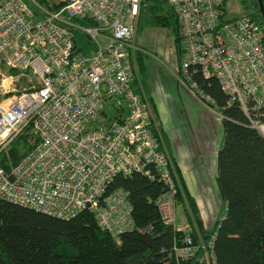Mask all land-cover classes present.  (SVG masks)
<instances>
[{
	"label": "built area",
	"instance_id": "built-area-1",
	"mask_svg": "<svg viewBox=\"0 0 264 264\" xmlns=\"http://www.w3.org/2000/svg\"><path fill=\"white\" fill-rule=\"evenodd\" d=\"M30 1L35 10L24 0H0V64L32 78L0 99V157L28 126L38 137L9 169L0 164V198L59 218L88 209L116 237L135 224L127 192L109 190L111 182L133 173L156 177L166 187L155 201L161 221L185 232L164 264L193 257L217 264L215 234L204 240L194 225V240L177 221L181 180L139 73L141 0H66L57 11ZM224 1L168 0L183 41L174 75L208 109L212 98L192 75L215 78L247 114L250 105L264 106V25L246 15L223 19ZM75 30L91 42L84 51L74 49ZM106 102L116 105L114 116H100ZM250 126L264 137V122Z\"/></svg>",
	"mask_w": 264,
	"mask_h": 264
},
{
	"label": "trees",
	"instance_id": "trees-1",
	"mask_svg": "<svg viewBox=\"0 0 264 264\" xmlns=\"http://www.w3.org/2000/svg\"><path fill=\"white\" fill-rule=\"evenodd\" d=\"M36 1L52 11L66 3V0ZM226 1L221 7L223 19H228L224 13ZM245 1L252 5L253 11L243 15L263 25L257 0ZM73 21L93 24L78 18ZM144 28L169 30L175 38L177 55L183 57L179 20L168 0H141L136 32ZM73 41L75 50L84 51L91 46L88 36L79 30H75ZM144 57L145 53L137 52L139 73L144 76L142 83L147 92ZM8 69V75L17 72ZM192 76L203 92L210 95V106L221 116L223 141L216 154L215 183L225 209L212 226L205 227L197 203L186 191L177 168L181 190L176 198L184 204L188 215V232L194 240L197 239L194 225L204 240L215 234L213 252L217 264H264V137L250 126L252 119L264 122V106L250 105L246 114L238 103L230 102L215 78L205 79L200 73ZM104 115L101 110L100 116ZM37 139L28 126L1 155V166L9 169ZM115 188L127 192L135 224L134 229L116 237L103 229L88 209L70 218H59L0 198V264H164L172 259L173 243L179 244L185 232L174 230L159 217L155 201L165 191V185L156 177L133 173L115 176L109 190ZM180 264H197V259L182 260Z\"/></svg>",
	"mask_w": 264,
	"mask_h": 264
},
{
	"label": "rangeland",
	"instance_id": "rangeland-1",
	"mask_svg": "<svg viewBox=\"0 0 264 264\" xmlns=\"http://www.w3.org/2000/svg\"><path fill=\"white\" fill-rule=\"evenodd\" d=\"M24 1L30 9H36L30 0ZM252 11V5L249 2L246 3L245 0H227L224 6L226 18L241 16ZM135 42L143 49L141 52L145 53L144 61L147 67L145 74L146 83L151 88L156 89V92L160 94V97L156 94L157 102H159L160 119L162 122L164 121V124L168 128L171 127L175 130L182 131L186 130L190 137L186 136L188 139H191L195 135V142L198 143L201 140L203 132L197 134V130L203 129L205 131L207 126H211L213 122L207 112L189 103H183L178 96L173 95L167 89L169 82L172 83L171 86L176 87L177 83L182 87L174 75L178 69V62L183 59L177 55L174 35L166 28H144L136 32ZM179 46L183 48L182 39L180 40ZM8 70V67L0 64V99L21 90L22 87H28L30 84L28 74L21 76L19 74L20 71L16 69V74L8 75ZM140 78L141 80L144 78L142 73H140ZM29 79H32L31 76ZM162 86H165L168 92L161 94L160 91L163 90ZM114 103L117 105V100H114ZM116 105H113L111 102H106L102 108L106 112V115L113 116L117 113ZM214 114L218 116L216 111ZM209 158V156L206 158L208 162ZM208 162H206L207 168L205 169V175L211 184H214L216 168L212 169L211 164ZM224 209L225 207L222 205L218 216H222ZM176 211L177 221L188 226V215L184 204L178 203L176 205Z\"/></svg>",
	"mask_w": 264,
	"mask_h": 264
},
{
	"label": "crops",
	"instance_id": "crops-1",
	"mask_svg": "<svg viewBox=\"0 0 264 264\" xmlns=\"http://www.w3.org/2000/svg\"><path fill=\"white\" fill-rule=\"evenodd\" d=\"M171 84L172 83L169 82L167 86L169 92L178 96L183 103H189L207 112L213 122L211 125L212 127L210 125L207 126L205 131L203 129L197 130V134L203 132L201 140L198 143L195 142V135L191 139L186 138V136L189 137L186 130L182 131L175 130L171 127L168 128L159 117V102H157L156 94L159 95V97L160 94L156 92V89L151 88L149 84L147 85V93L150 97L156 119H159L160 128L162 129L174 163L179 169L186 191L195 199L204 226L209 227L220 217L218 213L221 210V206H224V204L219 201L220 198L215 183V176L214 184H211L205 175V169L207 168L206 162H208L206 158L208 156L210 157L208 163L211 164L210 166H212V169L216 168V154L223 141L222 125L220 123L221 117L216 110L205 108L194 100L177 83L176 87L173 85L171 86ZM162 89L163 90L160 91L161 94L163 92H168L165 86H162ZM215 111L218 116L214 114Z\"/></svg>",
	"mask_w": 264,
	"mask_h": 264
},
{
	"label": "water",
	"instance_id": "water-1",
	"mask_svg": "<svg viewBox=\"0 0 264 264\" xmlns=\"http://www.w3.org/2000/svg\"><path fill=\"white\" fill-rule=\"evenodd\" d=\"M257 3H258L259 11H260L261 16H262V22L264 25V4H263L262 0H257Z\"/></svg>",
	"mask_w": 264,
	"mask_h": 264
}]
</instances>
